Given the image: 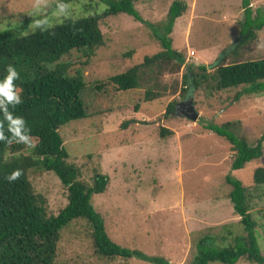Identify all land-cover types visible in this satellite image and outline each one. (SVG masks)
I'll use <instances>...</instances> for the list:
<instances>
[{"label":"rangeland","instance_id":"1","mask_svg":"<svg viewBox=\"0 0 264 264\" xmlns=\"http://www.w3.org/2000/svg\"><path fill=\"white\" fill-rule=\"evenodd\" d=\"M56 1L0 0V31L27 34L66 17L101 13L105 7L99 0H66L63 7L51 9ZM172 1L140 0L135 8L147 22L158 23L165 19ZM184 1L187 10L175 20L169 35L173 48L185 57L174 72L158 74L159 68H149L139 87L117 90L111 76L161 50L150 28L126 13L99 19L101 45L76 49L61 58L71 71H81L85 87L80 98L90 114L58 129L67 160L88 182L96 172L108 176L105 191L91 199L108 236L122 247L163 257L171 264L189 263L197 242L206 234L215 236L214 245L219 247L245 235L241 217L229 199L231 186L225 178L231 174L247 188L249 212L259 225L257 242L264 254V183L253 182L254 169L264 167V141L261 158L232 170L230 143L201 124L232 122L237 136L255 144L264 137V90L244 93V85L212 93L203 86L189 93L181 90L188 64H204L210 72L214 63L263 58L264 28L253 41L237 49L242 0ZM250 2L253 11L264 8V0ZM97 85L101 88L96 89ZM147 88L159 96L144 101ZM189 100L199 113L198 121L164 115L168 103ZM161 128L172 133L162 137ZM23 152L28 155L31 148ZM28 175L34 190L46 198L47 211L56 215L67 203L65 187L50 171L31 169ZM89 233L83 220L64 228L55 264H155L135 257L98 258ZM236 264L253 263L242 258Z\"/></svg>","mask_w":264,"mask_h":264},{"label":"trees","instance_id":"2","mask_svg":"<svg viewBox=\"0 0 264 264\" xmlns=\"http://www.w3.org/2000/svg\"><path fill=\"white\" fill-rule=\"evenodd\" d=\"M99 1L105 7L95 15L66 17L53 26L27 34L12 29L0 31V264H55L61 232L75 220L88 224L91 246L98 258L130 260L135 257L155 264H171L163 257L122 247L108 236L104 220L91 199L105 191L109 178L96 172L91 182L82 179L80 169L68 162V152L58 131L72 120L90 116L80 98L85 87L81 71H71L60 60L73 50H91L103 43L100 18L129 14L149 27L161 46L160 51L145 56L139 65L109 78L117 90L137 88L146 69L159 68L158 74H161L174 72L184 64V54L173 48L169 35L175 20L188 6L184 0H173L164 20L150 23L135 8L140 0ZM65 3L66 0H58L51 9L63 7ZM250 4V0H242L244 14L237 49L253 41L257 31L264 28V8L253 11ZM211 67L214 69L208 72L204 64H188L181 81L182 92L189 93L203 86L212 93L244 85V93H263L264 57L230 64L214 63ZM10 68L16 73L14 78L10 76ZM100 88L97 85L96 89ZM158 96L147 88L144 101ZM174 106L175 103H168L164 115L171 113ZM201 124L230 143L232 170L263 156V136L250 144L245 137L235 134L232 122L202 121ZM171 133L166 128L160 130L162 137ZM29 148L31 152L27 155L23 151ZM31 169L54 173L65 187L67 203L56 215L47 211L44 195L34 190L28 175ZM13 173H19L17 179L9 180ZM225 181L231 186L229 199L241 217L245 235L219 247L214 245L215 236L206 234L197 242L196 252L187 264H236L242 258L253 264H264V254L257 242L259 225L249 212L247 188L231 174ZM253 182L264 183L263 166L254 169Z\"/></svg>","mask_w":264,"mask_h":264},{"label":"water","instance_id":"3","mask_svg":"<svg viewBox=\"0 0 264 264\" xmlns=\"http://www.w3.org/2000/svg\"><path fill=\"white\" fill-rule=\"evenodd\" d=\"M171 113L175 116L187 118L191 122H196L199 119V113L195 110L192 100L178 102Z\"/></svg>","mask_w":264,"mask_h":264},{"label":"clouds","instance_id":"4","mask_svg":"<svg viewBox=\"0 0 264 264\" xmlns=\"http://www.w3.org/2000/svg\"><path fill=\"white\" fill-rule=\"evenodd\" d=\"M9 73H10V76L11 77H15L16 76V73H15V71H14V69H9ZM18 99V98H17ZM176 105V104H175ZM18 175H19V173H13L12 175H10L9 177H8V179L9 180H15V179H17V177H18Z\"/></svg>","mask_w":264,"mask_h":264},{"label":"built area","instance_id":"5","mask_svg":"<svg viewBox=\"0 0 264 264\" xmlns=\"http://www.w3.org/2000/svg\"><path fill=\"white\" fill-rule=\"evenodd\" d=\"M190 55H191V56H193V55H194V52H193V51H191V52H190Z\"/></svg>","mask_w":264,"mask_h":264}]
</instances>
